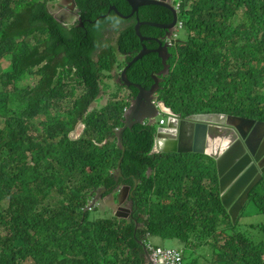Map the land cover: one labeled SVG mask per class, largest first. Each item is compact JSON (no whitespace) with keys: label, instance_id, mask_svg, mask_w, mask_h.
Returning <instances> with one entry per match:
<instances>
[{"label":"trees","instance_id":"1","mask_svg":"<svg viewBox=\"0 0 264 264\" xmlns=\"http://www.w3.org/2000/svg\"><path fill=\"white\" fill-rule=\"evenodd\" d=\"M48 1L0 0V264H143L152 237L179 240L182 264L200 258L203 264H264V174L241 209H253L259 220L238 223L240 212L233 223L209 156L149 154L150 125L123 131V154L106 143L122 125L128 102L113 95L89 110L108 67L105 56L91 64L88 55L92 34L101 36L117 19L113 12L101 17L108 6L128 14L127 2L77 0L83 26L66 31L50 15ZM137 15L161 24L173 18L156 5L140 7ZM178 18L196 39L170 49L169 74L160 84L166 102L177 107L179 100L183 112L264 121V0H182ZM141 33L163 35L146 26ZM115 46L139 51L131 26L119 32ZM161 69L150 54L127 77L148 88ZM121 155L116 182L112 172ZM118 185L130 186L131 217L92 219L95 208L85 209L89 193L104 188L106 197ZM72 192L77 198L70 202Z\"/></svg>","mask_w":264,"mask_h":264},{"label":"clouds","instance_id":"2","mask_svg":"<svg viewBox=\"0 0 264 264\" xmlns=\"http://www.w3.org/2000/svg\"><path fill=\"white\" fill-rule=\"evenodd\" d=\"M84 1L87 2L86 0H84ZM181 1L182 0H174L172 3L169 2L170 6L176 12V21L173 24V26L169 29L158 28V27H154V26L142 23V22H151V21L140 20L139 16L137 15L138 10L134 15L127 17V15H129L131 12V8H130V12L128 14H123L117 9V7L115 5L110 4L108 6V10H107L108 12L101 17H106L111 12H113L116 15L117 19H110V21H108L106 23L105 27L102 30L101 36L96 37L92 34V37H91L92 38L91 39L92 40L91 41L92 42V48H91L89 55H88L90 62H91V64L96 63L98 61L99 57L105 56V61L107 63V67H108V71L102 72V75L100 77L99 84H98L99 94L92 101V103L96 104L95 100H97L98 97L101 98V93L105 91L104 90V86H105L104 80L105 79H114L115 80L112 82V87L114 86V83H117L119 85V87H116L114 89H121V87H122L125 91H127V95L124 97H118L116 94H113V95H116L118 98H125L124 102H128V105L123 108L122 119H121L122 125L120 127L114 128V138L109 137V139L106 141V143H111V144L116 145V147L120 149L122 154L125 152V148L123 145V139H122V142L120 145L118 143L117 133L124 126V121L126 120L125 115L128 112V109L131 106L133 99L138 94V87H141L146 91H149L156 84L155 88L153 90L154 92L152 94L153 98L151 100V103L155 106L156 112L154 113V115L152 117H145L140 122H137L130 127V128H132L136 124L154 126L155 118L157 116H161L158 118V120L156 122V126H154L155 127V132L153 134V140L154 141H153L152 148L149 152V154H151V155L161 153V152L166 153V152L161 151V147L163 145V141L165 140V138L157 137L158 134H166V135L175 136L174 141H179V136H180L179 132H183V133H181V135H182V137H184L185 147L188 148L189 144L192 143V141L194 140V137L196 134L195 120L191 119L190 118L191 116L199 115V114H219V115L237 116V115L227 114V113H222V112L192 113V112H188L186 110L183 112L182 103L178 99H177L178 100L177 107L179 109L176 107V103H174V100L167 103L165 98L161 95L160 84H161L163 78L169 74L170 66L168 64V60L172 56L170 49L175 45H180V44L185 45L187 42L185 40L183 42H180L179 40H177L178 31L180 29L184 28L183 20L178 18V13L180 11ZM61 2H63V4H60ZM91 6H103V3L102 2H94ZM91 6H89V10H90ZM47 9H48L50 15L52 17H54V19L60 24V26L67 29L66 31H69L70 27L76 26L77 24L79 26H83L82 12L79 8L77 0H50L47 2ZM172 16H173V14H172ZM123 20L126 21V25L123 28L118 29L119 28L118 24L120 22H122ZM94 22H96V20ZM172 22H173V18H172V21L170 23H165V24L157 23V24L169 25ZM138 23L140 24L138 27L139 35L136 33V30H135V27ZM152 23H156V22H152ZM127 26L132 27V29L134 31V35L137 37V39L139 40V43H140V49L134 55H132L130 53H126L124 51L121 52L115 46V41H116V38H117L119 32ZM144 26L161 29L163 31V35L161 37H158V38H155L153 36L143 35L141 33V28ZM114 30L117 33V35H116L114 40L110 41L109 39L106 38V35L110 31H114ZM194 37L195 36L191 32L188 38H194ZM141 38H147V39L141 40ZM153 44H155V46L149 47ZM143 48L145 49L146 53L143 54L140 59H136L135 61H133V59L143 50ZM150 54H156L157 55V57L161 61L162 69L159 72H156L155 74H153V73L151 74L152 84L148 88H144L141 85H139L138 83L130 81L127 77V72L130 71L131 68H133V65L136 62L142 60L145 56H148ZM160 54H161V56H160ZM120 58H122V59H120ZM124 78H125V80H124ZM72 85H75L78 88L77 89L78 93L81 91L82 86H80L78 84V82H76V81L72 82ZM130 87L135 88L137 91L132 96H130V93H131V91L129 89ZM111 98L108 99L104 104H106L108 101H110ZM99 101H100V99H99ZM101 106L102 105H100L99 107H93L92 109H98ZM89 110H91V109H89ZM240 117H242V116H240ZM243 118H245V117H243ZM246 118H248V117H246ZM248 119L256 120L254 118H248ZM256 121L264 122L263 120H256ZM168 122H170L171 125H173V126H170L168 128L167 127ZM190 124H193V127H192L193 129L192 128L190 129V126H189ZM206 124L209 125L212 123H206ZM180 125H182V130H180ZM130 128H126V129H130ZM71 134H72L73 138L78 137V135H76L74 132H72ZM122 134H123V132H122ZM263 142H264V138H262V140H261V143H263ZM104 143L105 142L101 143L100 145H103ZM122 148H124V151H122ZM153 150H155V152L151 153ZM262 152H264V151H262ZM168 153H175V152H168ZM186 153H192V152H185V153H179V154H186ZM122 157H123V155L120 156V158L117 162V168L115 169V171L112 172L116 178V182L118 181V178L121 177L120 163H121ZM262 157H264V153H263ZM250 162H251V164H253L252 159L250 160ZM263 174H264V172L261 174V176H263ZM261 179H262V177H261ZM218 185H219V183H218ZM134 188H136V183H134ZM102 189H104V188H98V189H95L89 193L90 198H87V200H86L85 209L90 210L92 208H95L97 202H95L94 200H95L96 196H98V194L101 192ZM218 190H219L220 201H221V197L225 193V191L224 190L220 191L219 188H218ZM105 191L101 192L100 196L97 199L102 200L108 196L112 197V202L116 204V208L113 209L112 207H110V206L109 207H110V209H112L114 217H116L115 214L117 212H122L123 214H125L124 211H118V208H120V207L124 208V209H128L129 210V216L127 218L131 217V202L129 200V196L131 195L132 191L130 189V186L118 185L116 187V189H114L111 194H109L106 197H102V194L105 193ZM68 196L70 198V202L75 200V198H77L75 196L74 192H72V194H68ZM123 203H124V205H123ZM221 204L224 207L222 201H221ZM225 209L227 210V208H225ZM115 211H117V212H115ZM127 218H117V219H127ZM150 248L162 249L161 247L156 246L152 243H149V242L146 243V245L144 247V250L146 253V259H145V262L143 264H153V262L151 261V256H150L151 255ZM165 249L175 250L180 254V256L182 254V252H181L182 249L181 250L174 249V248H165ZM181 264H182V256H181Z\"/></svg>","mask_w":264,"mask_h":264},{"label":"water","instance_id":"3","mask_svg":"<svg viewBox=\"0 0 264 264\" xmlns=\"http://www.w3.org/2000/svg\"><path fill=\"white\" fill-rule=\"evenodd\" d=\"M125 1L131 8V12L127 17L134 15L139 7L147 5L165 7L173 14V22L169 25L152 22L142 23L169 29L176 21V12L170 6L168 0ZM139 25L138 23L135 27L138 35ZM145 39L147 38H141V40ZM145 53L146 51L143 48L133 61L140 59ZM155 85L149 91L138 87V94L133 99L125 115L126 120L124 121V126L117 133L118 143L120 145L124 129L130 128L133 124L140 122L145 117H152L156 112L155 106L151 103ZM190 118L195 120L196 134L188 148L185 147L184 137L181 135L183 132H179V141H174L175 136L158 134L157 137L165 138L161 151L166 153L192 152L212 158L216 164L219 189L220 191H225L221 197V201L224 207L227 208V213L234 223L248 198L249 192L261 180V174L264 172V157H262L264 153L262 152L264 151V142L261 145V140L264 138V122L240 116L219 114H199L191 116ZM206 123L212 124L208 125ZM170 126L173 125L168 122L167 127L169 128ZM189 126L191 129L193 124ZM180 130H182V125H180ZM122 151H124V148H122ZM153 152L155 150L151 153ZM251 159L253 160V164L250 162ZM103 191L105 190L102 189L101 192ZM101 192L96 196L95 200L100 196ZM118 211H124L125 214L117 212L115 214L117 218H127L129 216L128 209L120 207Z\"/></svg>","mask_w":264,"mask_h":264},{"label":"rangeland","instance_id":"4","mask_svg":"<svg viewBox=\"0 0 264 264\" xmlns=\"http://www.w3.org/2000/svg\"><path fill=\"white\" fill-rule=\"evenodd\" d=\"M183 3H185V1ZM60 4H63V2H61ZM186 4H187V2L185 3V6H186ZM125 25H126V21L123 20L122 22H120L118 24V26H119L118 29L123 28ZM190 33H191V31H189V30H185L184 28L180 29L178 31L177 40H179L180 42H183L184 40L185 41H189L190 40V42H194L196 38H190V39L188 38ZM192 34L194 36L196 35L193 32H192ZM116 35H117V33L115 32V30L114 31H110L106 35V38L109 39L110 41H112V40L115 39ZM180 46H181V44H180ZM120 59H122V58H120ZM113 81H115V80L114 79H105L104 80V82H105L104 90L105 91L101 93V98L98 97L97 100H95L96 104L92 103L89 109H92L93 107H99L100 105H103L108 99H110L112 97L113 94H116L118 97H124V96L127 95V91H125L122 87H121V89H114L116 87H119V85L117 83H114V86L112 87V82ZM197 96L198 97L202 96L200 91H197ZM99 99H100V101H99ZM159 117H161V116H157L155 118L154 126H156V122H157ZM71 136H72V134H71ZM95 202H97V204L95 206V209H93L91 211V218L92 219L100 218V217L101 218L114 217L113 212L110 209V207L115 209L116 208V204L112 202V197L111 196H108V197H106V198H104L102 200L96 199ZM123 205H124V203H123ZM247 207L248 206H246L245 209L243 211H241V215L243 216V218L239 217L238 223H244V224L247 223V224H249V223H256L259 220V217H257L255 211L253 209H251V208H248V210H247ZM98 208L101 209V210H99ZM115 212H117V211H115ZM148 242L152 243V244H154L156 246H159L162 249H165V248H174V249H178V250L183 249V244L179 240H175V239H161V238H158V237H155V238L152 237V238H149ZM198 252H199V249H198ZM186 253H188V260H190L191 259L190 252L186 251ZM203 263H204L203 259L200 258L199 261H198V264H203Z\"/></svg>","mask_w":264,"mask_h":264},{"label":"built area","instance_id":"5","mask_svg":"<svg viewBox=\"0 0 264 264\" xmlns=\"http://www.w3.org/2000/svg\"><path fill=\"white\" fill-rule=\"evenodd\" d=\"M153 264H181L180 254L171 249L150 248Z\"/></svg>","mask_w":264,"mask_h":264},{"label":"flooded vegetation","instance_id":"6","mask_svg":"<svg viewBox=\"0 0 264 264\" xmlns=\"http://www.w3.org/2000/svg\"><path fill=\"white\" fill-rule=\"evenodd\" d=\"M168 1H169L170 3H172L174 0H168ZM130 96H132L131 93H130ZM261 145H262V143H261ZM128 207H129V206H128Z\"/></svg>","mask_w":264,"mask_h":264},{"label":"bare ground","instance_id":"7","mask_svg":"<svg viewBox=\"0 0 264 264\" xmlns=\"http://www.w3.org/2000/svg\"><path fill=\"white\" fill-rule=\"evenodd\" d=\"M264 146V145H263Z\"/></svg>","mask_w":264,"mask_h":264}]
</instances>
